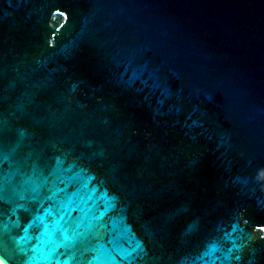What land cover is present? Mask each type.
Instances as JSON below:
<instances>
[{"label":"water","instance_id":"95a60500","mask_svg":"<svg viewBox=\"0 0 264 264\" xmlns=\"http://www.w3.org/2000/svg\"><path fill=\"white\" fill-rule=\"evenodd\" d=\"M3 264H264V0H0Z\"/></svg>","mask_w":264,"mask_h":264},{"label":"bare ground","instance_id":"6f19581e","mask_svg":"<svg viewBox=\"0 0 264 264\" xmlns=\"http://www.w3.org/2000/svg\"><path fill=\"white\" fill-rule=\"evenodd\" d=\"M0 264H3V263L0 261Z\"/></svg>","mask_w":264,"mask_h":264}]
</instances>
